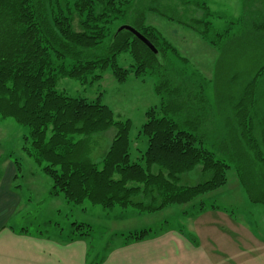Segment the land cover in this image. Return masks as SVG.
I'll use <instances>...</instances> for the list:
<instances>
[{"label": "trees", "instance_id": "trees-1", "mask_svg": "<svg viewBox=\"0 0 264 264\" xmlns=\"http://www.w3.org/2000/svg\"><path fill=\"white\" fill-rule=\"evenodd\" d=\"M168 1L204 11L193 20L159 14L219 50L214 106L188 58L144 15L134 28L158 55L130 32H117L132 0H0V117L29 128L23 150L51 178V197L152 214L224 187L234 168L249 200L264 205V0H243V15L215 33L213 21L223 17L207 3ZM122 54L132 59L129 68L119 65ZM224 63L234 69L221 76ZM108 70L120 83L130 75L158 77L161 103L146 113L139 136L147 149H135L142 154L137 161L131 120L116 119L100 99L72 98L57 89L62 78L87 85ZM111 128L117 131L111 146L95 163L86 143ZM197 167L209 178L183 185L182 177ZM148 232L131 233L126 242Z\"/></svg>", "mask_w": 264, "mask_h": 264}, {"label": "rangeland", "instance_id": "rangeland-1", "mask_svg": "<svg viewBox=\"0 0 264 264\" xmlns=\"http://www.w3.org/2000/svg\"><path fill=\"white\" fill-rule=\"evenodd\" d=\"M201 1L207 3L213 12L219 13L223 17L217 21L216 19L215 21L212 20V33L221 31L229 22L243 15V0ZM175 4L168 0H132L129 15L119 22L120 26L117 28V32L122 26L136 27L139 18L143 19L142 16L144 15L148 25L155 27L183 57L188 58L191 69L200 74L199 77L195 78L196 82L202 83L203 81L206 96L211 105L214 106L219 50L206 43L192 29L175 21H170L167 17L159 14L161 11L168 16L178 15L181 19L184 17L190 20L200 19L204 14L203 10L192 7L187 9L179 3L175 2ZM248 50L249 54H252V48ZM234 62L236 60H233ZM67 63L70 64L69 61ZM118 63L123 68H129L133 61L129 55L122 54ZM233 69L234 64L227 66L224 63V71L221 76L228 74ZM250 78L248 77V79ZM157 84L158 77L156 75H147L143 78L130 75L126 82L120 83L108 70L100 81L87 85H82L78 80L72 78H62L57 89L72 98L88 101L100 99L102 104L114 112L116 119L131 120L133 127L130 138L135 144L132 149V161H137L136 159H139L141 153L147 149L146 138L139 136L142 126L147 121L146 113L161 103L160 97L155 91ZM29 132L28 127L19 125L13 119L0 117V156L3 159L8 158L12 159V162L17 161L19 163L20 170L17 172L19 178L16 182L17 195L19 199L23 197L28 200L27 202L24 201V205L19 206L12 215L9 227L18 230L29 228L33 233L41 232L45 235H55V237L64 239L83 234L91 249L93 262L99 261L103 264L114 253L111 252L112 250L124 249L121 246L126 244L124 239L128 241L126 237L130 233L149 230L150 237H147V242L143 244H146V248L151 251H153L154 245L161 243V240L166 238L167 234L164 231L167 229L187 235V231L191 232L189 229L191 223L187 217L189 213L184 214L185 210H189L191 204L196 203V207H192L190 211L194 214L200 207H198V202L202 200L206 201L209 206L216 204V206L228 209L233 207L236 209L235 212L242 213L243 218L244 216H251L256 222L264 223V205L252 203L249 200L234 168L228 170V183L224 187L202 195L187 206H171L152 214H140L133 209L124 210L120 207L109 211L100 206H93L88 202L74 205L67 203L62 195L52 198L50 196L53 185L51 178L23 150L25 138L29 137ZM116 132L115 128H111L104 133L94 135L86 143L87 149L92 151L91 159L93 162L101 163ZM214 135L216 136V132ZM137 148L141 153L136 152L135 149ZM208 178L209 175L203 176L201 167H197L194 171L185 174L181 183L183 185H195ZM74 224L82 225V227L79 229ZM136 246L140 247V243H136ZM103 260L104 262H102ZM115 260L114 263H118L116 258Z\"/></svg>", "mask_w": 264, "mask_h": 264}, {"label": "crops", "instance_id": "crops-1", "mask_svg": "<svg viewBox=\"0 0 264 264\" xmlns=\"http://www.w3.org/2000/svg\"><path fill=\"white\" fill-rule=\"evenodd\" d=\"M2 159L0 156V264H101L93 262L84 236L64 239L9 227L12 215L28 200L17 195L15 162ZM198 207L194 214L191 208L185 210L184 214H193L187 215L191 223L187 235L167 229L166 238L153 251L143 244L149 234L141 241H129L133 243L124 239V249L112 250L103 264H264V223L251 216L243 218L233 207L209 206L204 200Z\"/></svg>", "mask_w": 264, "mask_h": 264}, {"label": "water", "instance_id": "water-1", "mask_svg": "<svg viewBox=\"0 0 264 264\" xmlns=\"http://www.w3.org/2000/svg\"><path fill=\"white\" fill-rule=\"evenodd\" d=\"M123 30H126L133 34L138 40H140L147 48H149L155 55H158V50L156 47L152 44L150 40H148L141 32H139L137 29L131 26H122L118 32H121Z\"/></svg>", "mask_w": 264, "mask_h": 264}]
</instances>
